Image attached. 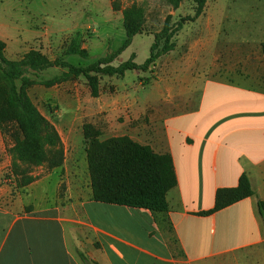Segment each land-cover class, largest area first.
I'll return each mask as SVG.
<instances>
[{"label": "crops", "instance_id": "0c3cea01", "mask_svg": "<svg viewBox=\"0 0 264 264\" xmlns=\"http://www.w3.org/2000/svg\"><path fill=\"white\" fill-rule=\"evenodd\" d=\"M244 70L236 76L253 85L222 72L170 85L153 101L123 87L104 95L103 138L127 136L172 157L169 211L94 201L84 136L68 131L70 161L59 169L67 194L56 193L57 169L20 187L0 182V264H264V68L256 77ZM243 175L252 197L201 215Z\"/></svg>", "mask_w": 264, "mask_h": 264}, {"label": "rangeland", "instance_id": "374dc122", "mask_svg": "<svg viewBox=\"0 0 264 264\" xmlns=\"http://www.w3.org/2000/svg\"><path fill=\"white\" fill-rule=\"evenodd\" d=\"M131 10L141 14L143 31L116 59L114 67L127 62L133 54L135 63L144 65L156 38L159 46L155 54H158L170 34H173L174 50L160 56L146 71L128 72L123 78L100 77L98 98L92 96L84 78L52 88L42 85L60 77L65 72L63 69L29 71L26 77L36 83L28 90L29 96L55 128L58 138L47 135L45 164L34 166L21 159L23 134L15 122H2L0 102V182L20 187L29 180L39 182L55 169H61L70 161L65 153L68 131L83 136L85 133L100 142L107 140L103 138L107 125L101 118L102 99L118 87L137 94L136 98L146 94L153 101L166 97L168 86L199 75L216 78L224 73L236 82L253 85L236 74L244 73L245 64L254 74L256 71L254 77L264 68L261 48L264 0H208L199 18L195 17L193 0H183L178 7L173 0H0V39L7 45L5 58L20 61L35 50L52 61L62 60L83 67L92 65L123 46L127 37L125 13ZM78 33L82 35V47L90 54L88 59L66 55ZM5 86L0 76V89ZM150 113L155 114V110L152 108ZM87 143L84 140L85 152ZM64 174L59 170L56 192L59 196L68 193L66 182H62Z\"/></svg>", "mask_w": 264, "mask_h": 264}, {"label": "trees", "instance_id": "16d2710c", "mask_svg": "<svg viewBox=\"0 0 264 264\" xmlns=\"http://www.w3.org/2000/svg\"><path fill=\"white\" fill-rule=\"evenodd\" d=\"M183 0H173L175 7ZM196 4L195 17L199 18L208 0H193ZM181 29V26H179ZM124 28L126 41L118 52H112L96 63L83 67L66 61H52L42 53L32 50L20 61L5 58L6 43L0 39V76L5 87L0 89L2 103V122H15L24 141L20 148V158L28 160L34 166L46 163L45 141L47 135L58 138L55 128L41 115L29 96L28 90L36 83L26 77L29 71L45 72L50 69H63L65 72L53 80L43 83L52 88L62 83L84 78L92 96L100 95V77L123 78L128 72L146 71L155 64L160 56L174 50L171 43L173 34L168 35L162 51L155 54L159 46L156 38L151 48V56L144 65L135 63L136 55L119 66L112 64L132 45L133 39L142 33V16L134 10L125 13ZM179 29V30H180ZM264 54V44L261 46ZM68 56L90 57L82 47V35L78 33L68 46ZM20 82V87L17 86ZM46 136V137H45ZM84 140L89 145L86 151L88 171L90 174L93 200L99 203L145 209L153 213H167L168 193L177 186V177L170 155H157L148 146H142L129 137L110 138L99 141L84 133ZM59 167V166H58ZM32 180L27 182L28 185ZM254 195L250 179L243 175L237 188L221 189L216 195L215 208L202 216L211 215ZM259 213L264 220V201L258 204Z\"/></svg>", "mask_w": 264, "mask_h": 264}]
</instances>
